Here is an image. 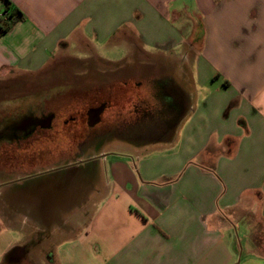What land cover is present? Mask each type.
I'll list each match as a JSON object with an SVG mask.
<instances>
[{
    "label": "crops",
    "instance_id": "crops-1",
    "mask_svg": "<svg viewBox=\"0 0 264 264\" xmlns=\"http://www.w3.org/2000/svg\"><path fill=\"white\" fill-rule=\"evenodd\" d=\"M8 1L23 20L0 35V79L124 42L125 59H101L119 93L154 103L160 72L140 59L161 56L185 109L161 142L78 158L62 195L55 179L0 189V264H264V0ZM176 144L203 160L167 178Z\"/></svg>",
    "mask_w": 264,
    "mask_h": 264
},
{
    "label": "rangeland",
    "instance_id": "rangeland-1",
    "mask_svg": "<svg viewBox=\"0 0 264 264\" xmlns=\"http://www.w3.org/2000/svg\"><path fill=\"white\" fill-rule=\"evenodd\" d=\"M68 54L60 55L41 73H12L7 77L1 78L0 105L1 103H4V101L16 102L18 99L22 101V97L35 92L36 94H39L38 96L48 99L46 103L49 107L55 109V112L59 114V116H57L62 120L66 116V113H68L69 107H71V109L74 108L76 110H82L87 104H96L99 100L104 99L110 103V107L113 109L117 105L118 101L123 100V102H125L124 100H128V105L122 106L123 108L127 107L123 112L125 121V118L128 117L125 115L126 113L128 114L127 109L131 106L134 100L143 98L145 93L141 90L136 92L133 85L128 86V90L123 89L122 94L121 92L119 93L120 89L118 88H120V86L119 84L114 83L113 80L116 76L121 75L114 73L109 74L108 70L114 67L103 60L114 62L115 60H119L121 58L125 59V57L130 54L129 47L124 42L116 45L106 43L104 46H97L92 51H84L79 48H74L71 49ZM140 64L142 66H156L160 72V75H157L160 79L173 77L172 79H175L176 82L182 81L176 73L179 66L178 61L173 63L161 56L155 57L154 59L150 56L147 57L145 54L143 55V58L140 59ZM125 69L127 71L132 69V71L135 72L137 65L133 64V68L129 65L126 66ZM140 72L142 73V71ZM141 75L142 74H140L139 77H141ZM148 83L151 84L150 81H148ZM88 89L89 91H84ZM131 92H133L132 96ZM159 99L155 98L154 103L143 99L144 103H148L149 107H152L155 113L154 119L147 124L149 126H158V118L156 116L158 115V110L161 106ZM122 107L119 105L118 108L121 110ZM0 109L2 108L0 107ZM111 111H106L103 117L107 118L110 116ZM2 113L3 110H0V117L2 116ZM144 122L146 121L142 120L140 124L145 126L146 124ZM61 126V122L56 125L58 130L57 137L53 136L48 140L43 139V144H41L42 147L58 146L59 149H56L57 153L54 150L53 153L50 154V152L46 153L48 150H44L45 153H43V155H45V157L40 163H33L30 161L27 162L23 159V155L18 154L16 156H12V162L8 159L6 162L0 164V189L18 191L21 187L19 185H30V188L34 190L33 184H35L36 181L49 183L50 180L55 179L54 182H60L62 184L59 186L57 191L55 190V186H52L51 189L55 195H62L64 194V191H67L65 185L67 183V179L74 178L70 168L68 169V166H63L65 163H70L73 159L77 160L80 157L88 158L92 155H98L104 150L107 152L130 154L132 149L136 148L138 145L145 143L150 144L151 139L154 140L153 138H157L156 135L158 133L156 132L159 131L158 128L147 130L146 128L140 127L138 133H127L124 130L121 136L113 131L107 133L106 136L100 139H94L88 144L85 143V145H83L80 149V154H78L74 153L78 150L75 147L80 145L79 143H81V140L83 139V129H86L85 125L82 123L79 126H70L69 128H62ZM161 153L167 156V158H170L168 159L169 162H171L173 167H176L174 170L172 168L170 169L171 172H168V175L170 176H167V178L176 179L182 174L186 167L190 165H199L203 160L200 153L183 152L178 148V144L165 151L162 150ZM34 155L36 157L38 156L36 153ZM32 161H34V159ZM44 161L47 162L45 163ZM25 162L28 163L26 167ZM3 164H5L6 167L1 166ZM49 167H52V169L47 171L49 173L30 175L28 178L23 177L24 175L35 173ZM6 182H10L11 185L6 186ZM42 194L44 196L51 195L52 192L50 191V188L48 189L46 187L42 190ZM239 237L241 238V235H239ZM242 241H240L241 246H244V252H246L247 246L244 241Z\"/></svg>",
    "mask_w": 264,
    "mask_h": 264
},
{
    "label": "flooded vegetation",
    "instance_id": "flooded-vegetation-1",
    "mask_svg": "<svg viewBox=\"0 0 264 264\" xmlns=\"http://www.w3.org/2000/svg\"><path fill=\"white\" fill-rule=\"evenodd\" d=\"M157 85L159 86L158 96L160 98L158 99L161 103L158 115L156 116L158 118V126L147 125L154 119L155 113L153 108L149 107L148 103L145 104L142 99H136L132 102L131 106L127 109L128 117L125 121L121 120L120 110L117 105L112 109L110 103L103 99L99 100L96 104H87L82 110L71 109L69 107L68 113H66V116L62 120L58 117L59 114L55 112V109L49 107L46 103L48 99L38 96L39 94L35 92L22 97V101L19 99L16 102L4 101L0 105L2 108L0 110H3L0 117V164L6 162L8 159L12 162V156L18 154L23 155V159L27 162H42V159L45 157L43 155L45 153L44 150H48L46 153L50 152L52 154L54 150L56 152V149H59L58 146L42 147L41 145L44 140H48L53 136L57 137L58 130L56 125L59 122H61L62 128L79 126L82 123L85 125L86 129H83V139L79 143L80 145L75 147L78 149V152H80L85 143L88 144L94 139H100L106 136L107 133L114 131V133L120 136L124 130L127 133H138L140 127L147 130L158 128L159 131L156 132L158 133L156 135L157 138L151 139V142L165 140L177 128L179 118L185 109V98L172 80L168 78L160 79ZM84 91H89V89ZM135 91L137 92V90ZM166 96L171 97V105L164 103ZM100 109L101 112L98 116L97 111ZM106 111H111V115L104 118L103 116ZM142 120L146 121L144 122L145 126L140 124ZM71 131L74 132L73 130ZM35 153L39 157H36ZM33 159L34 161H32ZM77 160L73 159L72 162L65 163L63 166L74 165ZM27 162H25V167L28 164ZM44 162L46 163L47 161ZM1 166L6 167L5 164ZM46 172L47 170H41L24 175L23 177L28 178L30 175Z\"/></svg>",
    "mask_w": 264,
    "mask_h": 264
},
{
    "label": "trees",
    "instance_id": "trees-1",
    "mask_svg": "<svg viewBox=\"0 0 264 264\" xmlns=\"http://www.w3.org/2000/svg\"><path fill=\"white\" fill-rule=\"evenodd\" d=\"M3 15L0 16V35L9 32L18 22L23 20L22 14L8 0Z\"/></svg>",
    "mask_w": 264,
    "mask_h": 264
},
{
    "label": "water",
    "instance_id": "water-1",
    "mask_svg": "<svg viewBox=\"0 0 264 264\" xmlns=\"http://www.w3.org/2000/svg\"><path fill=\"white\" fill-rule=\"evenodd\" d=\"M100 112H101V109L97 111V115H98V116H99ZM96 122H97V121H96Z\"/></svg>",
    "mask_w": 264,
    "mask_h": 264
}]
</instances>
